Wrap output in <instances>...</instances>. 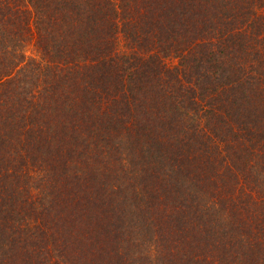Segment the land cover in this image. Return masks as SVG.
<instances>
[{
    "label": "trees",
    "instance_id": "16d2710c",
    "mask_svg": "<svg viewBox=\"0 0 264 264\" xmlns=\"http://www.w3.org/2000/svg\"><path fill=\"white\" fill-rule=\"evenodd\" d=\"M0 264H264V0H0Z\"/></svg>",
    "mask_w": 264,
    "mask_h": 264
}]
</instances>
